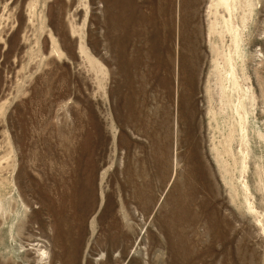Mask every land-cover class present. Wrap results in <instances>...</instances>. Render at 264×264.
Wrapping results in <instances>:
<instances>
[{
    "label": "rangeland",
    "instance_id": "374dc122",
    "mask_svg": "<svg viewBox=\"0 0 264 264\" xmlns=\"http://www.w3.org/2000/svg\"><path fill=\"white\" fill-rule=\"evenodd\" d=\"M0 264H264V0H0Z\"/></svg>",
    "mask_w": 264,
    "mask_h": 264
},
{
    "label": "bare ground",
    "instance_id": "6f19581e",
    "mask_svg": "<svg viewBox=\"0 0 264 264\" xmlns=\"http://www.w3.org/2000/svg\"><path fill=\"white\" fill-rule=\"evenodd\" d=\"M169 138V137H168ZM196 155H198V151L196 150V148L194 149V154L192 155V157H194V156H196ZM198 166V165H197ZM189 166H187V168H188ZM193 171H194V173H196L197 171H196V167L194 166V168H193ZM190 175H192V174H190ZM193 176V175H192ZM192 179V178H191ZM193 182V181H192ZM61 226V225H60ZM177 238V237H176Z\"/></svg>",
    "mask_w": 264,
    "mask_h": 264
}]
</instances>
